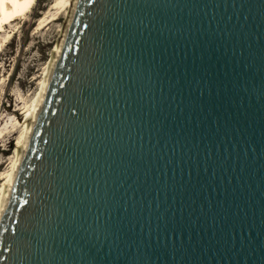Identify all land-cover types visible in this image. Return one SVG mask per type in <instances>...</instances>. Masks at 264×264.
<instances>
[{
  "label": "water",
  "instance_id": "obj_1",
  "mask_svg": "<svg viewBox=\"0 0 264 264\" xmlns=\"http://www.w3.org/2000/svg\"><path fill=\"white\" fill-rule=\"evenodd\" d=\"M0 264H264V0H73Z\"/></svg>",
  "mask_w": 264,
  "mask_h": 264
},
{
  "label": "rangeland",
  "instance_id": "obj_2",
  "mask_svg": "<svg viewBox=\"0 0 264 264\" xmlns=\"http://www.w3.org/2000/svg\"><path fill=\"white\" fill-rule=\"evenodd\" d=\"M62 1L36 0L31 11L12 24L16 35L5 53L0 55V134L8 135L0 142V204L4 176L11 171L16 161V144L25 125L26 115H22V110L15 112L14 109L22 108L25 104L31 106L39 96L71 7L62 5L60 9L59 3L57 12L61 20L37 33L39 20L54 4ZM72 1L69 0V3ZM22 99L25 104L19 103ZM13 130L17 132L11 139L8 132ZM6 148L9 149L7 153ZM2 162L5 163L1 165Z\"/></svg>",
  "mask_w": 264,
  "mask_h": 264
},
{
  "label": "bare ground",
  "instance_id": "obj_3",
  "mask_svg": "<svg viewBox=\"0 0 264 264\" xmlns=\"http://www.w3.org/2000/svg\"><path fill=\"white\" fill-rule=\"evenodd\" d=\"M35 1L36 0H0V55H2L3 52L5 53V50H7V48L11 45L12 40L16 35V32H14L12 29V24L14 23V21L18 20V18H20V16L27 15L31 11ZM59 3H60V9H62V5H64V7H66V8H68L69 5L71 7L73 1L71 4L69 3V0H63L62 2H57L56 4H54L50 8V11L48 13H46V15L44 17L40 18L39 24L37 27V33L42 32V30L45 27H47L48 25H50L51 23H54V22L61 20V16H59V12H57L59 10ZM54 10H56V12L52 13V11H54ZM52 59H53V56H52ZM51 62H52V60H51ZM51 62H50V65H51ZM39 95H40V93H39ZM38 98H39V96L36 98V100L34 101V103L31 106H27L22 99V100H20L19 103H21V104L24 103L25 104L24 107L19 108V109L18 108L14 109L15 112L17 110L18 111L22 110V115H26L25 123H24L25 125L23 126L22 133H21L20 137L18 138V141L16 144V161L18 158V148L21 145H23V142H24V139L26 136L27 120L32 115L33 111L35 110ZM10 112H11V110H10ZM16 132L17 131H14V130L11 132H8L11 139H13ZM6 136H8V135L0 134V142H3V139ZM8 151H9V149L6 148L5 152L7 153ZM16 161L14 162L13 168L16 164ZM4 163L5 162H2L1 165H3ZM13 168L11 169V171L8 172V174L6 176H4L5 182L3 184V192H2L3 196H4L5 185L8 183V181L10 179V175H11Z\"/></svg>",
  "mask_w": 264,
  "mask_h": 264
}]
</instances>
